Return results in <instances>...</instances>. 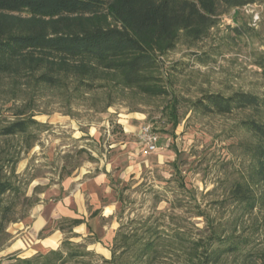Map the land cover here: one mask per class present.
<instances>
[{"label":"rangeland","instance_id":"374dc122","mask_svg":"<svg viewBox=\"0 0 264 264\" xmlns=\"http://www.w3.org/2000/svg\"><path fill=\"white\" fill-rule=\"evenodd\" d=\"M98 21L114 24L109 15H101ZM262 57L264 1L241 8L219 7L207 37L193 43L182 35L175 47L158 54L157 66L148 73L162 80L164 95H149L136 86L116 87L111 77L104 81L106 87L83 95L73 91V84L48 89L19 79L11 87L13 79L5 78L0 128L20 118H31L38 125L31 126L27 139L0 135L4 174L9 176L11 171L7 160L18 158L16 175L11 177L22 188L20 198L9 197L16 207L14 221L0 238V264L57 249L67 238L111 258L113 240L107 236L121 224L133 222L132 228L144 222L159 226L167 237L182 228L197 239L207 235V220L196 216L198 210L210 220L226 223L231 207L219 202L233 181L249 178L254 168L244 147L253 137L241 126V120L253 113L202 114L192 102L205 93L228 96L241 91L264 96L258 65ZM21 110L26 113L18 116ZM126 123L132 135L124 131ZM143 124H150L160 136L155 152H145L134 135ZM95 152L113 162L118 182L116 191L112 186L95 188L101 196L95 205L116 201L120 190L126 189L123 202H116V218L99 217L93 235L79 231L66 218L53 217V212L57 201L72 191L73 186L66 185L75 168L92 161ZM254 189L264 190V183ZM39 219L47 223L40 227ZM255 223L261 228L254 237L257 260L264 264V207L247 220L246 229ZM164 258L166 264H179L176 253L167 252ZM225 264L236 261L231 257Z\"/></svg>","mask_w":264,"mask_h":264},{"label":"trees","instance_id":"16d2710c","mask_svg":"<svg viewBox=\"0 0 264 264\" xmlns=\"http://www.w3.org/2000/svg\"><path fill=\"white\" fill-rule=\"evenodd\" d=\"M264 0H0V94L5 78L26 79L39 88L60 89L73 84L82 93L106 87L113 78L116 87H138L149 95H164L166 88L158 76L148 73L159 62L158 54L176 46L182 35L193 43L208 36L215 26L219 7L241 8ZM101 15L114 24L106 25ZM264 76V57L258 60ZM103 81V82H102ZM13 89V88H12ZM111 105V104H110ZM202 114L228 115L251 111L241 126L253 140L244 145L254 164L249 178L233 181L219 203L231 207L227 222L201 210L196 216L207 220V235L192 238L178 228L169 237L159 226L149 223L121 224L113 239L111 258L88 250L69 238L57 249L21 258L12 264H166L173 252L179 264H258L254 237L258 223L246 229V222L264 207V96L250 92L231 95L205 93L192 102ZM21 110L18 116L25 114ZM36 120L17 119L0 128V135L32 134ZM10 175L0 163V238L14 221L15 204L9 197L22 195L16 175L18 158L7 160ZM119 201L124 200V190ZM220 218V217H219ZM255 219H252V221ZM72 226L80 219H66ZM242 228V229H241ZM205 231V232H206ZM94 263H93V262Z\"/></svg>","mask_w":264,"mask_h":264},{"label":"crops","instance_id":"0c3cea01","mask_svg":"<svg viewBox=\"0 0 264 264\" xmlns=\"http://www.w3.org/2000/svg\"><path fill=\"white\" fill-rule=\"evenodd\" d=\"M124 131L132 135V130L128 123L125 124ZM138 133L139 130L134 131V135L137 140H139ZM98 135L99 131L95 128V143L96 140L99 141ZM127 143L128 142L125 143V147ZM113 146L114 145H110V147ZM93 157L94 158L92 161H85L82 166L75 168L73 177H70L67 180V185L65 184L67 188L73 186L71 189L72 191L65 195L63 199L57 201L54 206L53 217L80 219L82 220V223L78 225L79 231L89 230L91 234L95 235V225L97 226L96 221L99 217H103L105 219L116 218V202H118L119 199L117 198L116 201L111 203H103V205L99 206L95 205L96 202L100 203L101 200V196L99 195L98 191H95V188H107L108 190L112 186L116 191L118 182L114 180L115 165H113V162L109 161L104 156L99 157L96 152ZM46 223L39 219L38 224L40 227L44 226ZM112 224L113 223H110L109 226L114 227ZM116 225L118 226V223H116ZM103 228H108V225L104 224ZM115 234L116 233L112 230V234L109 233L107 237L112 241L115 237Z\"/></svg>","mask_w":264,"mask_h":264},{"label":"built area","instance_id":"2783aa9c","mask_svg":"<svg viewBox=\"0 0 264 264\" xmlns=\"http://www.w3.org/2000/svg\"><path fill=\"white\" fill-rule=\"evenodd\" d=\"M138 138L144 146L145 152H155L158 150L160 136L150 124H143L140 126Z\"/></svg>","mask_w":264,"mask_h":264}]
</instances>
